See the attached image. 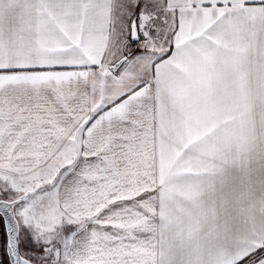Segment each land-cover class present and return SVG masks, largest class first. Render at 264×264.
Segmentation results:
<instances>
[{
    "label": "snow or ice",
    "instance_id": "obj_1",
    "mask_svg": "<svg viewBox=\"0 0 264 264\" xmlns=\"http://www.w3.org/2000/svg\"><path fill=\"white\" fill-rule=\"evenodd\" d=\"M0 264H264V0H0Z\"/></svg>",
    "mask_w": 264,
    "mask_h": 264
},
{
    "label": "crops",
    "instance_id": "obj_2",
    "mask_svg": "<svg viewBox=\"0 0 264 264\" xmlns=\"http://www.w3.org/2000/svg\"><path fill=\"white\" fill-rule=\"evenodd\" d=\"M0 231H2V229H0Z\"/></svg>",
    "mask_w": 264,
    "mask_h": 264
}]
</instances>
